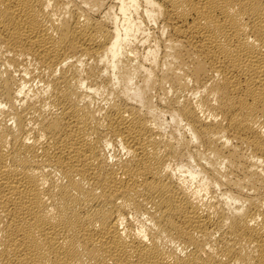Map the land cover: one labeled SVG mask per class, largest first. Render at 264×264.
Masks as SVG:
<instances>
[{
	"label": "bare ground",
	"instance_id": "obj_1",
	"mask_svg": "<svg viewBox=\"0 0 264 264\" xmlns=\"http://www.w3.org/2000/svg\"><path fill=\"white\" fill-rule=\"evenodd\" d=\"M0 264H264V0H0Z\"/></svg>",
	"mask_w": 264,
	"mask_h": 264
}]
</instances>
